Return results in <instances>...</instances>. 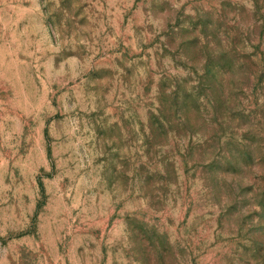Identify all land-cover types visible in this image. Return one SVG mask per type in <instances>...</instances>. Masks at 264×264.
<instances>
[{
	"label": "rangeland",
	"instance_id": "374dc122",
	"mask_svg": "<svg viewBox=\"0 0 264 264\" xmlns=\"http://www.w3.org/2000/svg\"><path fill=\"white\" fill-rule=\"evenodd\" d=\"M0 264H264V0H0Z\"/></svg>",
	"mask_w": 264,
	"mask_h": 264
}]
</instances>
